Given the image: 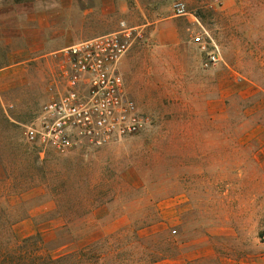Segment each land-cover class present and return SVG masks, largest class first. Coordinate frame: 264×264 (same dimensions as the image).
<instances>
[{"label": "rangeland", "instance_id": "obj_1", "mask_svg": "<svg viewBox=\"0 0 264 264\" xmlns=\"http://www.w3.org/2000/svg\"><path fill=\"white\" fill-rule=\"evenodd\" d=\"M182 1L187 46L156 45L141 15L116 21L143 28L119 72L154 124L102 148L26 141L61 50L37 54L33 31L21 50L15 24L0 34V264H264V174L242 158L264 125V0ZM24 2L52 0H0ZM202 28L223 53L209 68Z\"/></svg>", "mask_w": 264, "mask_h": 264}, {"label": "built area", "instance_id": "obj_2", "mask_svg": "<svg viewBox=\"0 0 264 264\" xmlns=\"http://www.w3.org/2000/svg\"><path fill=\"white\" fill-rule=\"evenodd\" d=\"M173 11L175 17L188 15L183 1ZM142 37V27L121 21L114 32L61 50L51 99L26 127V141L65 153L77 146L102 148L150 129L153 116L128 95L119 72L122 59ZM193 44L205 55L206 68L223 61L221 46L208 30L196 33Z\"/></svg>", "mask_w": 264, "mask_h": 264}, {"label": "crops", "instance_id": "obj_3", "mask_svg": "<svg viewBox=\"0 0 264 264\" xmlns=\"http://www.w3.org/2000/svg\"><path fill=\"white\" fill-rule=\"evenodd\" d=\"M177 1L182 0H52L47 7L25 2L5 3L0 4V34L10 24H15L14 44L26 52L29 51L27 33H37L38 54L45 50H63L78 42L111 33L118 28V19L131 20L141 15L143 26L156 25L153 30L154 36L159 39L156 45L176 47L184 43L187 46L188 32L195 31L198 26H190V21L187 22L184 17L173 15ZM167 28L168 34L164 35L163 30ZM158 33L160 36H157ZM251 143L255 145V151L242 153V158L253 161L257 174L261 170L263 175L264 125L256 126L252 135L243 138V145Z\"/></svg>", "mask_w": 264, "mask_h": 264}, {"label": "trees", "instance_id": "obj_4", "mask_svg": "<svg viewBox=\"0 0 264 264\" xmlns=\"http://www.w3.org/2000/svg\"><path fill=\"white\" fill-rule=\"evenodd\" d=\"M82 254H83L82 251L79 252V255H82ZM75 255H78V254H75ZM71 256L70 255H65V256H62V257H60L58 259H54V260L53 259H50V260L54 264H67V262L69 261V259H70ZM78 264H81V262H79Z\"/></svg>", "mask_w": 264, "mask_h": 264}]
</instances>
